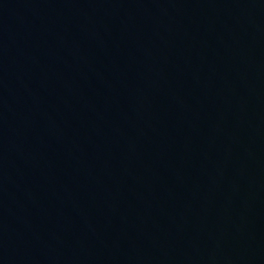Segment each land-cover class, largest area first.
Masks as SVG:
<instances>
[{
	"label": "water",
	"instance_id": "95a60500",
	"mask_svg": "<svg viewBox=\"0 0 264 264\" xmlns=\"http://www.w3.org/2000/svg\"><path fill=\"white\" fill-rule=\"evenodd\" d=\"M0 264H264V0H0Z\"/></svg>",
	"mask_w": 264,
	"mask_h": 264
}]
</instances>
